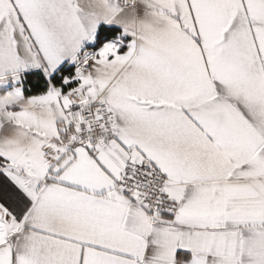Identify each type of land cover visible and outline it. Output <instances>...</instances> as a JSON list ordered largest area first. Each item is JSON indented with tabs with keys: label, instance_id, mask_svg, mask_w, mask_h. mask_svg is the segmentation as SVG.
Masks as SVG:
<instances>
[{
	"label": "snow or ice",
	"instance_id": "6c2138e0",
	"mask_svg": "<svg viewBox=\"0 0 264 264\" xmlns=\"http://www.w3.org/2000/svg\"><path fill=\"white\" fill-rule=\"evenodd\" d=\"M0 264H264V0H0Z\"/></svg>",
	"mask_w": 264,
	"mask_h": 264
}]
</instances>
